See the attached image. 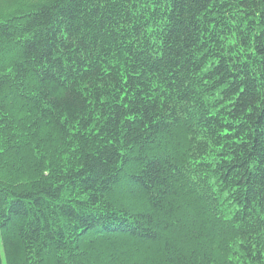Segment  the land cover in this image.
Listing matches in <instances>:
<instances>
[{
	"label": "trees",
	"instance_id": "16d2710c",
	"mask_svg": "<svg viewBox=\"0 0 264 264\" xmlns=\"http://www.w3.org/2000/svg\"><path fill=\"white\" fill-rule=\"evenodd\" d=\"M0 264H264V0H0Z\"/></svg>",
	"mask_w": 264,
	"mask_h": 264
}]
</instances>
